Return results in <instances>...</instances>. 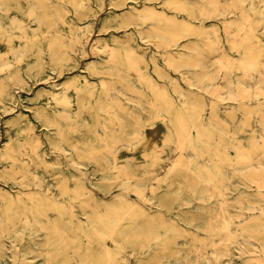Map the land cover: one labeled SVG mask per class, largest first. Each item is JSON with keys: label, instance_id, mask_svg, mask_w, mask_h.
Wrapping results in <instances>:
<instances>
[{"label": "bare ground", "instance_id": "bare-ground-1", "mask_svg": "<svg viewBox=\"0 0 264 264\" xmlns=\"http://www.w3.org/2000/svg\"><path fill=\"white\" fill-rule=\"evenodd\" d=\"M12 1L0 0V102L4 105H7L6 100L14 94L13 86L26 82L22 68L27 61L25 50L35 49L36 53L43 55L46 43L51 52V61L60 63L76 59V55H82L80 46H86L91 35L90 25L85 20L90 15H97L94 8L89 9V0H62L61 9L56 10V14L48 13L44 17V24L49 29L39 36L37 32L31 33L23 26L20 27L14 20L10 10ZM188 1L166 0L165 3L178 12L188 13L189 18L170 14L149 2H145L142 8L131 4L130 8H124L123 13L110 7L97 35L108 29L107 21H113L124 34L112 33L113 39L118 42L116 46H111L107 38H103L102 47L108 51L105 58L98 56L94 60L86 59V67L94 76L99 77V81L95 82L88 74L79 73L67 81L62 95L56 100L57 103L74 109V113H67L66 109H62L59 111L61 117L77 116L83 106L75 103L71 94L85 92L95 95L97 89L102 88L105 97L99 98L97 107L105 113H111L113 104L120 102V95L127 91L122 87L112 86L106 74H113L114 71L106 70V66L125 69L135 76L150 94V106L156 111L155 117L158 116L163 122L153 129L149 139L153 153L147 150L149 144H145L141 152L152 165L157 164L163 151H172L177 156L173 161V169L175 174L182 177L179 187H183L188 181L184 186L189 188L194 199L203 201L194 203L196 207L203 208L202 213L196 211L182 218L197 227L196 231L182 230L178 220L169 216L178 206L157 201L159 208L152 210L149 205L148 201H151L159 180L167 177L164 175L168 170L165 167L167 164H163L151 182L145 183L140 181L141 177H138V181L132 180L144 173L142 166H129L130 162L123 158L120 148L131 151L135 142L144 138L145 130L141 125L153 124L156 120L154 117L146 121L137 118L135 123L140 127L133 136H129L117 128L121 123L103 120L100 118L103 112H97L98 137L106 153L113 158L110 170L117 172L115 176L105 174L102 177L103 180L116 177L117 181H110L104 187L106 194L101 196L91 190L86 182L88 177L82 169L79 173L85 178L84 182L73 186L64 185L61 192H54L47 184H39L38 169H49L47 151L40 152L37 149L44 142L43 135L32 120L27 119L23 110L19 112V116L25 121V129L30 132L33 140L17 147L9 140L0 146V157H5L10 162V166H5L6 172L1 174L11 171V176L22 184L17 192L0 185V193L6 200L3 205L6 211L11 213L15 210L30 220L35 218V213H42L46 220L43 222L42 218H37L39 227L46 228V222L51 221L64 236L66 228L57 224L46 208L62 214L68 211L71 215L69 224L92 242L103 246L102 258L105 262L97 261L96 257H88L91 264H120L116 254L125 252L124 242H140L151 247L159 243L162 244L163 251L173 250L177 255L187 247L193 256L184 259H194L195 264H202L211 255L231 256L233 243H249L251 251H256L254 245L261 246L262 254H258L257 258L264 261V215L231 213L232 206L260 208L264 211V0H196L197 4L192 6ZM99 3L102 7L107 5L103 0ZM225 8L236 9L243 17L234 22L231 30L227 29L230 46L236 54L222 49L218 23H213L209 28L207 25L198 28L194 22L196 18L206 20L218 17ZM131 25L140 30L144 37L148 36L154 44L165 48V60L182 73L189 88L164 71L157 53L153 56L155 69L165 81L161 82L152 75L145 53L134 44L136 37ZM15 30L19 33L13 34ZM199 33L206 39L205 42L190 39L183 45L187 50L180 47L183 38ZM214 41L219 49L218 59L214 58V51L217 50L214 49L215 44L211 46ZM97 42L98 38L93 45ZM43 61L44 57L40 56L36 63L38 76L53 87L57 83L52 80ZM98 61L100 64H97ZM59 65L61 68L65 66ZM231 72L240 77L241 83L237 87L233 86ZM97 83L101 86H97ZM54 107L58 110L57 106ZM50 122L58 124L61 135L66 132L59 120L52 119ZM7 123L5 121V125ZM160 126L164 128L160 129ZM9 148L10 153L5 152ZM125 156L126 159L136 158L131 153ZM132 168L138 171L134 172ZM120 178L132 180L126 189L136 191L137 198L133 199V196L122 191L110 195L119 186ZM235 182L245 184L253 192L247 190L244 191L246 193H240ZM25 186L35 188L27 190ZM100 187L103 188L102 184ZM234 191L238 192V196H235ZM85 193L90 195L93 203H86L83 199L80 201ZM183 200L188 203L191 201L189 197H184ZM85 204L91 208L87 219H83L81 215ZM181 205L180 203L179 207ZM196 207L190 203L188 210L193 211ZM241 216L243 219H240ZM7 220H10L9 216ZM3 231L8 233L7 227ZM200 231H204V235ZM153 242L156 245H152ZM13 244L17 258L22 257L24 264H30L25 256L26 249L17 247L19 244L15 240ZM157 248L158 246L155 247ZM1 256L2 253L0 259ZM123 258L125 261L126 256Z\"/></svg>", "mask_w": 264, "mask_h": 264}, {"label": "rangeland", "instance_id": "rangeland-1", "mask_svg": "<svg viewBox=\"0 0 264 264\" xmlns=\"http://www.w3.org/2000/svg\"><path fill=\"white\" fill-rule=\"evenodd\" d=\"M100 1L101 0H89V9L94 8L97 11V15H90L85 20V22L88 21L86 24L90 25L91 35L88 38L86 46H80L82 55H76V59L60 63L51 61V52L46 43L44 44L45 51L43 55L36 53L35 49L24 51L27 55V61L22 68L24 69L23 72L26 82H19L13 86L12 91L14 94L10 99L6 100L7 105L0 102V146L9 140L14 147L22 146L26 142L29 144L33 140L30 132L25 129V121L19 116V112L23 110L27 115V119L32 120L37 126V129L43 135L44 142L40 144L37 149L40 152L47 151L46 156L49 169L44 167L38 169L40 172L39 184H47L52 187L51 190L54 192H61L64 189V185L73 186L77 185V183L84 182L85 178L79 173V170L82 169L88 177L86 182L90 185L91 190L94 194L101 196L106 194L104 187L108 186L110 181L111 183L117 181L116 177L110 180H103L102 177L105 174V176H115L117 175V172H112V170H110L113 158L106 153L102 146V141L98 137L97 112H103L100 115V118L103 120H113L117 121V123H121L117 125V128L122 129L129 136H133L135 131L140 127L135 123L137 118L146 121L149 118L152 120L154 117L156 120L153 124L141 125L145 130L143 131L145 132L144 138L141 141L135 142L133 147H131V151H127L125 148H120L123 152V158H125L126 161L128 160V163L130 162L129 166L131 165L136 168H138V165L142 166L144 173L135 176L132 180L138 181V177H141L140 181H144L145 183L151 182L153 176L162 168L163 164H167L165 167H167L168 170L164 174L165 176L167 175V177L159 180V185L155 189L151 201H148L150 202L149 205L152 210L159 208L157 201L163 203L166 202L168 205L178 206L169 214V216L178 220L182 230H188L190 232L196 231L197 227L188 224L182 218L183 216L192 215V213H196V211L202 213L203 208L201 206L196 207L194 203L199 204L203 201L201 199L193 198L189 188L184 186L187 185L186 183L188 181L184 183L183 187H179L180 179L182 177L175 174L173 169V161L177 156H175L172 151H163V156L158 159L157 164L152 165L148 162V158L146 160L141 152L143 150L142 147L145 144H149L147 150L153 153V147L151 146L149 139L153 134V129L163 122L158 116L155 117L154 113H156V111L150 106V94L135 76L125 71V69L116 66H106V70H109L110 72L114 71L113 74H106V77L111 82L112 86H119L127 91L126 94L120 95V102H115L113 104L112 110L110 111L111 113H105L97 107L96 103L99 98L105 97V95L102 94L104 89L98 88L95 95H89L85 92L71 94L74 102L83 106L77 116L61 117L59 114V111L62 109H66L67 113H74L72 107H65L64 105L57 103L56 100L57 97L62 95L67 81L73 79L79 73H82L88 74L94 81L96 80L95 82H98L99 77L94 76L91 70L86 67V59L94 60V58H97L98 56L101 59L105 58L106 55H108V51L102 47L103 38H107V41L111 46H116L118 45V42L113 39L112 33H116L115 35L124 34V31H122L121 28L118 29L113 21H107L108 29L105 32H100V35H97L99 34L97 30L102 26V21L107 18L106 14L110 7H114L119 10V13H123L126 8H130L131 4H136L142 8L145 2H149L160 10H166L170 14H177L181 18H189V15H187L188 13L184 11L178 12L169 7L165 3L166 0H103L107 3L105 7L101 6L99 3ZM195 1L196 0H189L188 3L192 6L197 4ZM110 3H113L114 5H111ZM61 4L62 0H43L42 2H39L38 0H13L10 10L12 11V17L17 23H19L20 27L23 26L27 31L31 33L37 32L39 33V36H42V34L49 29L48 26L44 24V17L48 13L56 14V10L61 9ZM3 9H6V6H3ZM239 18L243 19L242 15L237 12L236 9L225 8L223 13L218 17H211L206 20L196 18L194 22L197 24L198 28L201 27V25H207V28H209L213 23H218L223 46L222 49H226V51L236 54L237 52L230 46L227 29L231 30L234 22ZM92 19H94V22H91ZM41 20H43V22H41ZM131 28L136 37L134 44L138 50L145 53L152 75L161 82L165 81L155 69L153 56L157 53L164 71L167 73L169 72L186 88H189L182 73L169 65L165 60V48L154 44L148 36L144 37V34L135 28L134 25H131ZM20 30L22 29L20 28ZM15 33L18 34L19 31L15 30L13 34ZM200 34L201 33L183 38L181 40L182 46L180 47L187 50L183 45L187 44L190 39L198 41L199 43L205 42L206 39ZM96 38H98V42L93 45ZM213 45L214 49L217 48L216 41L211 43V46ZM207 46L210 45L207 44ZM218 50L219 49L217 48V50L214 51V58L216 59L219 57ZM40 56L44 57L43 64L45 69L50 72L52 80L57 83L53 87L49 86V82H45L44 79H41L38 76L36 63L39 61ZM59 64L65 66L61 68ZM76 64L78 65L73 67V65ZM97 64H100V62L98 61ZM231 74L233 75L234 80L233 86L237 87L241 83L240 77L233 72H231ZM97 86H101V84L97 83ZM170 88L172 89V87ZM54 89L56 90L55 92L53 91ZM120 103L122 106H120ZM54 106H57L58 110L55 109ZM114 111H116L115 114ZM52 119L53 121L59 120V123H61L60 126L66 131L63 135L59 132L58 124L50 122ZM5 121L8 122L6 125ZM12 121H14V123L10 124ZM5 126H7V128ZM163 128V126H160V129ZM10 151V148L5 150V152L9 153ZM130 153L133 155L135 154L136 158L126 159L127 157L125 154L129 155ZM23 165L21 164V166ZM5 166H10V162L8 163L6 158L1 156L0 185L10 188L12 192H17L22 184L17 182L11 176V171L7 174H1V172L5 170ZM132 170L134 172L138 171L133 168ZM190 177L193 178V175H190ZM132 180L125 178L118 181L119 186L114 188L110 195L122 191L129 196H133V199L137 198L138 193L136 191L126 189L127 184ZM100 184H102L103 188L100 187ZM201 185H203V182ZM235 186L239 187L238 190L240 193H246L244 191L247 190L253 192L251 190L252 188L250 189L245 184L235 182ZM31 188L34 189L35 186H25V189L27 190H32ZM234 193L235 196H238L237 191H234ZM253 196L258 197L257 195ZM184 197H189L191 201H189V203L184 201ZM81 199L85 200L86 203H93L89 194H83L82 197H80V201ZM5 201L4 195L1 192L0 253H2V256L0 264H24L22 257L17 258L16 256V248H14L13 244L14 240L19 244L17 247L20 246L23 249H26L25 256L27 257V261H30V264H51V261L53 262L52 264H91V261L89 259L87 260L88 257H96L97 261L102 263L105 262L102 258L104 255L103 246L96 242H92L88 237L85 235L83 236L78 230H75V228L68 222L71 216L68 211L62 214L57 210H49L48 207L46 208L48 209V214L55 219V222L66 228V236H64L59 229H56V227L53 226L51 221L46 222V228L39 227L37 218H42L43 222L46 220L42 213H35V218L30 220L22 217L21 213H16L15 210H12L11 213L6 211V208L3 206ZM180 203L182 205L179 207ZM190 203H193L194 207H196L193 208V211L188 210ZM90 210L91 208L85 204L84 213L81 214L83 219H87V215L90 216ZM231 213L234 215L242 213H245L246 215L250 213L264 215V211L260 208L249 207L245 209L239 206H232ZM7 216L10 217V220H7ZM240 219H243V216H241ZM4 227H7L8 233H4ZM200 232L202 235L205 233L204 231ZM152 245H156V243L153 242ZM248 245L250 246L249 243H233L231 256L211 255L205 258L202 261V264H264V261H259L257 258L258 254H262L261 246L254 245L253 247H255L256 251H251L248 248ZM156 246H158L157 249H155ZM156 246H146L140 242H135L133 244L124 242L123 247L125 252L117 253L116 256L120 259V264H195L194 259L190 261L184 259L193 256V253H191L187 247L186 250H183L177 255L173 250H169V252L163 251L162 244L158 243ZM175 247L176 245L173 246V248ZM123 256H126L125 261H123Z\"/></svg>", "mask_w": 264, "mask_h": 264}]
</instances>
